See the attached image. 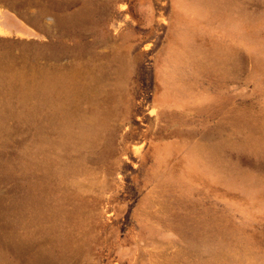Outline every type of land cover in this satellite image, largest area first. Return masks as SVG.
I'll use <instances>...</instances> for the list:
<instances>
[{
    "label": "rangeland",
    "instance_id": "obj_1",
    "mask_svg": "<svg viewBox=\"0 0 264 264\" xmlns=\"http://www.w3.org/2000/svg\"><path fill=\"white\" fill-rule=\"evenodd\" d=\"M0 264H264V0H0Z\"/></svg>",
    "mask_w": 264,
    "mask_h": 264
}]
</instances>
